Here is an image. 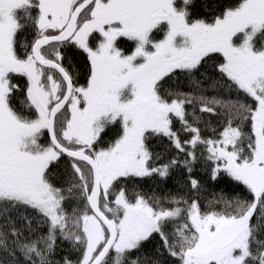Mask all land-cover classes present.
Segmentation results:
<instances>
[{
	"label": "snow or ice",
	"instance_id": "obj_1",
	"mask_svg": "<svg viewBox=\"0 0 264 264\" xmlns=\"http://www.w3.org/2000/svg\"><path fill=\"white\" fill-rule=\"evenodd\" d=\"M201 160L250 198L202 210ZM176 170L186 194L127 188ZM0 264H264V0H0Z\"/></svg>",
	"mask_w": 264,
	"mask_h": 264
},
{
	"label": "trees",
	"instance_id": "obj_2",
	"mask_svg": "<svg viewBox=\"0 0 264 264\" xmlns=\"http://www.w3.org/2000/svg\"><path fill=\"white\" fill-rule=\"evenodd\" d=\"M30 38V37H29ZM66 53V60L65 66L68 67L69 64L71 65L70 71H73L76 74L75 82L83 85L85 81V74L87 71V62L85 59V55L78 49L72 47L67 49H61ZM18 84L23 87L24 80L20 78ZM170 86L173 88H177L178 90L185 91V92H193V89L190 83L181 78L179 81H170ZM207 88V85H205ZM193 94H195L193 92ZM206 96L212 97L215 96L217 99L223 100L225 103L228 101L235 102L237 96L235 93H231L227 90L221 92V90L216 89H208L205 93ZM188 113L192 112V106H186ZM218 113L217 115H209V114H200L201 115V124L199 125L202 129L201 135L204 137H212L215 138L212 129H215V134L218 135L220 131H222L223 127L225 126V112L224 108L221 106H217ZM190 118V117H189ZM203 121H207V126L203 124ZM180 125L178 122L174 121V128L179 129ZM244 130H248V126H244ZM182 138H185L182 136ZM111 139V136L106 138ZM102 147L105 145H101ZM151 147L154 152H159L164 157V162L167 159L171 158L172 156L176 155V151L172 149L167 141V139H154L151 142ZM200 149H198V152ZM63 165H61V169ZM195 174L202 179L204 184V189L201 191L198 196L201 202L202 210H207L210 201H215L219 198H223L225 200L232 199L234 197H240L244 199H249L248 193L246 189L238 185L236 182L232 181L229 177L223 176L222 178L212 181L209 179V170L208 165L204 164L201 160L194 166ZM186 180L187 175L186 173L182 172L181 170H176L173 172V175L167 180L162 181L159 178L155 179H144L142 181H138L135 184L127 185V188L131 191L135 188L136 191L146 195V196H167L169 194L175 195L176 193L186 194L187 187H186ZM222 207V205H221ZM151 247V246H149ZM69 248V244L65 242L63 244L64 252L60 254H64L67 252ZM72 258L76 259L79 257V252L71 253ZM59 258V256L57 257Z\"/></svg>",
	"mask_w": 264,
	"mask_h": 264
}]
</instances>
